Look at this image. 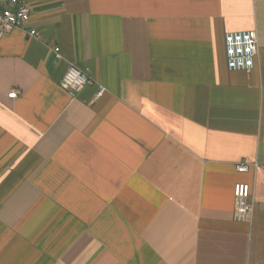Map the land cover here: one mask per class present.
<instances>
[{
	"label": "crops",
	"instance_id": "crops-1",
	"mask_svg": "<svg viewBox=\"0 0 264 264\" xmlns=\"http://www.w3.org/2000/svg\"><path fill=\"white\" fill-rule=\"evenodd\" d=\"M24 1L41 38L0 37V264H264V0Z\"/></svg>",
	"mask_w": 264,
	"mask_h": 264
},
{
	"label": "built area",
	"instance_id": "built-area-1",
	"mask_svg": "<svg viewBox=\"0 0 264 264\" xmlns=\"http://www.w3.org/2000/svg\"><path fill=\"white\" fill-rule=\"evenodd\" d=\"M31 7L24 0H9L8 6L0 10V37L14 29H24L31 37L41 38L36 28H28L31 17ZM226 64L230 71H251L257 61L259 44L257 34L253 31H234L225 34ZM57 59L61 58L59 47L54 48ZM92 82L88 70H84L76 64H71L61 85L71 95L75 96L86 85ZM18 92L13 90L9 96L16 97ZM240 172H247L249 165L245 162L237 164ZM253 208L252 196L246 184H238L236 188V200L233 216L235 220L248 219Z\"/></svg>",
	"mask_w": 264,
	"mask_h": 264
}]
</instances>
